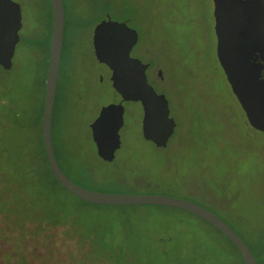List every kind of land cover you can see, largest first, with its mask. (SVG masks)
Here are the masks:
<instances>
[{
    "label": "rangeland",
    "instance_id": "rangeland-1",
    "mask_svg": "<svg viewBox=\"0 0 264 264\" xmlns=\"http://www.w3.org/2000/svg\"><path fill=\"white\" fill-rule=\"evenodd\" d=\"M14 1L21 9L20 37L12 66L0 65V115L13 141L43 162L39 138L52 8L50 0ZM62 1L65 31L51 132L64 172L91 189L191 199L234 228L264 264V132L248 123L218 61L213 1ZM106 13L126 17L139 32L131 54L151 62L149 81L165 93L176 121L167 145L157 146L142 134L141 102L123 100L121 144L111 161L97 154L90 129L103 105L121 99L109 67L90 44L94 22ZM85 209L105 231L78 257L67 255L76 249L61 235L59 255L50 257L30 243L26 257H4L15 243L0 236V264L16 258L27 264H243L223 233L185 209L156 204Z\"/></svg>",
    "mask_w": 264,
    "mask_h": 264
},
{
    "label": "water",
    "instance_id": "water-1",
    "mask_svg": "<svg viewBox=\"0 0 264 264\" xmlns=\"http://www.w3.org/2000/svg\"><path fill=\"white\" fill-rule=\"evenodd\" d=\"M216 55L232 92L248 123L264 132V0H212ZM52 26L42 113V142L57 180L67 190L97 204H156L185 209L218 228L237 247L244 264L258 261L240 235L209 208L185 197L161 193L106 192L85 187L72 180L61 168L52 142V114L57 87L64 34L65 12L62 0H50ZM21 27L20 5L14 0H0V65L12 66L15 45ZM138 32L126 21L107 18L99 21L93 33L96 58L111 69L110 79L120 94L118 102L103 105L91 121V135L97 154L104 160L114 159L121 140L123 100L142 104V134L157 146H166L176 121L170 115L168 98L149 82L148 62L131 56ZM161 74V71H158Z\"/></svg>",
    "mask_w": 264,
    "mask_h": 264
},
{
    "label": "trees",
    "instance_id": "trees-1",
    "mask_svg": "<svg viewBox=\"0 0 264 264\" xmlns=\"http://www.w3.org/2000/svg\"><path fill=\"white\" fill-rule=\"evenodd\" d=\"M12 137L11 130L7 129L0 115V236L10 238L15 243L13 251L4 252V257H26L22 253L30 243L35 245L34 250L40 249L50 257L54 253L59 255L63 242L58 241L57 235L73 242L76 250L69 251L67 255L78 257L105 231L99 225V218L89 217L85 209L87 204L123 210L136 205L92 203L61 185L44 150L42 125L39 142L43 162H36L25 145L22 142L15 143ZM231 243L238 251L235 244ZM18 259L8 260L6 264H27L25 258L22 261Z\"/></svg>",
    "mask_w": 264,
    "mask_h": 264
},
{
    "label": "flooded vegetation",
    "instance_id": "flooded-vegetation-1",
    "mask_svg": "<svg viewBox=\"0 0 264 264\" xmlns=\"http://www.w3.org/2000/svg\"><path fill=\"white\" fill-rule=\"evenodd\" d=\"M111 16V15H110ZM104 18H107V13L106 14H103V16H101V17H99L95 22H94V24H93V26H92V30H91V36H90V44H91V49H92V51H93V54H94V56H95V52H94V44H93V33H94V28H95V26H96V24L99 22V21H101L102 19H104ZM111 18L112 19H115V20H119V21H126V23L129 25V26H131L130 25V23H129V20L126 18V17H124V18H115V17H112L111 16ZM132 27V26H131ZM137 30V29H136ZM64 31H65V22H64ZM138 32V31H137ZM63 40H64V34H63ZM139 43V32H138V39H137V41H136V43L133 45V47L131 48V50H130V55L131 56H135L136 57V55H133V54H131L132 53V51H133V49L135 48V46L137 45ZM62 47H63V43H62ZM61 53H62V51H61ZM96 57V56H95ZM97 59V58H96ZM98 60V59H97ZM145 62H148L149 63V65H148V67H147V69H146V72H147V76H148V80H151L152 79V74L154 73V69H150L149 70V68H150V65H151V62H149V61H145ZM108 66V65H107ZM109 71H110V75H111V69L109 68ZM158 71H159V69L156 71V74L157 75H161V74H159L158 73ZM162 77V76H161ZM150 82V81H149ZM159 92V91H158ZM121 97V96H120ZM99 112V111H98ZM98 114V113H97ZM96 117V116H95ZM91 129V128H90ZM96 147V146H95ZM56 158H57V156H56Z\"/></svg>",
    "mask_w": 264,
    "mask_h": 264
}]
</instances>
